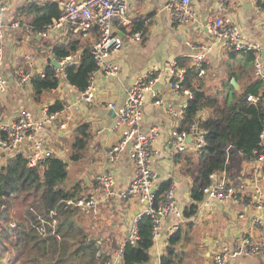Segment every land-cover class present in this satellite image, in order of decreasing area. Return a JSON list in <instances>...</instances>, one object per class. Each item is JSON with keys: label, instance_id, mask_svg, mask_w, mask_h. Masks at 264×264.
Listing matches in <instances>:
<instances>
[{"label": "crops", "instance_id": "0c3cea01", "mask_svg": "<svg viewBox=\"0 0 264 264\" xmlns=\"http://www.w3.org/2000/svg\"><path fill=\"white\" fill-rule=\"evenodd\" d=\"M2 1L7 7L4 20H20L22 24H26V20L29 19L21 16V20L18 15L21 14V8L27 7L29 3L59 2V0ZM169 1L171 0L129 1L127 17L130 24L128 27L114 26L115 32L120 31L116 33L123 39V45L108 58L118 70V75L96 73L91 82L93 97L88 101L83 99L81 93L61 75L55 89L35 96L30 82L19 86L15 84L13 73L17 69L31 71L32 78L35 73L43 71L56 60L52 54L54 46L72 39H76L81 44H91L98 36L97 30L95 38L92 29L86 39H82L67 24L48 37H41L24 26L7 31L5 34L1 71L6 76L8 85L7 91L0 95V123L9 122L24 110L31 111L34 118L40 120L44 109L56 102L64 108L72 106L67 114L61 110L50 123L44 124L40 130V137L55 156L68 161L66 186L70 190L77 187L76 190L81 197L91 192L95 185V177L103 171H110L115 175L118 189H124L130 184L132 167L127 159V153L125 152L117 163H110L107 158L108 148L121 139L120 131L114 128L116 113L108 104L121 106L126 99L127 89L134 82L140 81L149 85L144 92L145 105L141 130L148 132L152 128L157 129V137L152 147L156 183L170 180L175 203L182 209L187 207L191 203L190 189L194 179L190 169L195 164L199 165V159L192 139L190 142L186 141L181 149L172 141V132L179 129L180 118L171 111H181L186 99L169 89L173 74L178 69L191 67L189 61L191 50L186 42L207 49L205 76L207 86L213 82L216 84L228 62L226 55L228 50L206 30L205 21L208 17L230 15L237 23L241 37L259 44L261 50L264 49V7H260V5L264 6V0H190L196 18L185 24H179L174 19L172 11L166 7ZM136 27L140 30L133 32L140 33V40L128 39L127 34ZM80 51L81 48L76 52L80 54ZM28 55H32L35 59L33 69L27 61ZM180 59H186L185 66L178 63ZM157 101L160 103H156ZM200 115H205V112H200ZM81 125H88L89 137L85 148L77 151L81 154V158L72 162L68 159L72 153H77L72 148V144ZM22 148V151H26L28 145H22ZM7 158L1 156L0 164H3ZM243 161L240 154L233 152L229 157V169L226 172L232 184L238 185L242 181L246 183L247 191L240 193V196L247 198L253 190L251 184L255 179V162H248L250 169L246 170L242 166ZM232 164H236L238 168L236 175L231 172ZM262 181L264 180L259 182V186L264 192ZM143 208L144 204L136 198L103 201L96 216L78 211L73 217L71 228L74 232L80 231L81 234L87 235L86 242L95 241L98 245L97 254L106 252L108 258L129 237L137 222V215L143 211ZM243 211L246 216L240 218L238 213L242 212V209L237 204L226 202L212 205L201 220L195 223L196 230L204 235L203 245L208 248L204 250L205 256L211 249H215V244L222 242L230 244L240 239L242 235H248L254 241H264V213L255 208H245ZM77 215L80 217L77 218ZM254 216L261 218V224H252L251 220ZM202 225L205 226L204 230ZM68 231L70 229L66 226L61 228L63 245L60 252L57 251L54 255L55 257L59 255L57 259L61 256L67 259L75 254L78 244L73 243L74 248L70 247L72 243L68 244L70 237ZM76 235L74 237H77ZM163 248L150 249L151 260L148 264H159L157 252L160 250L162 253ZM80 255L85 256V253L80 252ZM229 264H264V258L242 255L232 259Z\"/></svg>", "mask_w": 264, "mask_h": 264}, {"label": "built area", "instance_id": "2783aa9c", "mask_svg": "<svg viewBox=\"0 0 264 264\" xmlns=\"http://www.w3.org/2000/svg\"><path fill=\"white\" fill-rule=\"evenodd\" d=\"M130 0H59L58 5L61 10L59 18L47 25L44 30L34 32L31 25L22 24L16 20H4L6 4L0 0V95L7 91L8 81L2 73L1 67L4 56V39L7 31H12L24 26L27 30L38 34L41 37H48L57 33L65 24L74 29L82 39L90 36L93 27L97 29V38L90 44V54L94 61L95 69L92 72V79L96 73L117 76L118 70L108 61L110 54L123 45V39L114 31L116 27H128L130 21L127 17V6ZM166 7L172 11L174 19L179 24H185L196 18V13L192 9L190 0H171ZM207 32L217 41L221 42L226 50L251 51L255 54L253 61L254 76L261 82L264 91V61L261 58V46L257 43L244 40L239 31V27L230 15L222 14L208 17L205 21ZM128 39L140 40L139 32H130L126 36ZM190 48L189 61L191 67L197 70L198 76L206 74L204 68L207 65V49L199 47L191 42H186ZM27 61L31 69L35 67V59L32 55L27 56ZM79 53L75 52L65 58L56 59L58 67H55L58 76L65 79L64 70L78 64ZM40 77L44 72L35 73ZM185 69H178L169 82V89L185 97L186 102L181 111H171L175 116L183 119L187 100L192 97V92L181 86L184 79ZM14 82L16 85H24L30 82L31 71L14 70ZM66 80V79H65ZM81 93L86 101L93 97L92 84ZM75 88L73 85H71ZM149 85L140 81L134 82L126 91V99L121 106L109 103L108 106L115 111L114 128L118 129L121 139L118 143L110 146L107 150V158L110 163H117L126 152L127 159L132 167V179L130 184L124 189H118L115 175L110 171L100 172L95 177V185L91 192L82 197L66 200V204L80 209L85 214L96 216L99 206L107 200H128L136 198L144 204L143 211L137 215V220L142 216H147L152 220L151 240L152 247L158 249L165 247L169 235L177 231L182 225L189 222L198 223L212 205H221L232 202L241 207L242 212L238 217L243 218L246 213L245 208H255L264 213V192L259 186V182L264 180V130L260 133L259 148L252 162H255V179L251 187L252 192L248 197H241L240 193L247 191L245 182L238 185L231 183L226 171L214 172L209 175L210 183L203 191V199L198 204V211L194 217L185 218L183 209L174 201L173 188L166 191L164 201L153 205V196L157 188L156 175L153 169V144L157 137V129L152 128L148 132L141 130L143 119L144 92ZM76 89V88H75ZM258 97L247 96V101L255 103ZM156 103H160L157 101ZM72 106H67L64 113H68ZM43 117L38 120L29 110L18 113L7 123H0V157H10L15 152H22L27 159L28 167H41L50 157L54 156L52 150L47 148L40 137V130L46 123H50L57 113L51 114L48 108L44 109ZM189 134L184 131L174 130L172 141L180 149L183 148L186 137L191 136L194 148L197 150L204 145V134L198 124L193 122L189 125ZM22 145H28L26 151H22ZM129 145V147H128ZM21 148V150L19 149ZM251 162V161H250ZM55 213L50 212L48 220L41 219L39 228L40 234L50 231L55 233L56 219ZM252 224L259 225L262 220L259 216H254ZM47 224L49 230H46ZM137 239L136 227L132 229L129 237L120 244L113 253L101 264H121L122 254L126 242L134 243ZM215 249H211L209 257L211 262L202 264H229L238 256L256 255L264 258V241H254L248 235H242L240 239L233 243H217ZM151 247V248H152ZM157 252L158 260L160 251ZM156 251V250H155ZM160 253V254H159Z\"/></svg>", "mask_w": 264, "mask_h": 264}, {"label": "trees", "instance_id": "16d2710c", "mask_svg": "<svg viewBox=\"0 0 264 264\" xmlns=\"http://www.w3.org/2000/svg\"><path fill=\"white\" fill-rule=\"evenodd\" d=\"M20 12L18 18L28 17L26 24L31 25L34 32L44 30L61 15L57 1L43 4L31 2L27 7L21 8ZM19 22L23 23L20 20ZM96 29L94 27L92 31L94 38ZM136 30L140 28H132L131 32ZM79 48L81 51L78 64L65 68L64 73L66 81L82 92L89 86L95 69L90 44H81L76 39L68 40L67 43L54 46L52 54L56 59L65 58ZM226 55L228 62L216 84L207 86L206 74L198 76L196 69L187 66L181 83L183 88L192 92V97L187 100L179 130L189 134V125L195 122L204 134V145L196 150L199 170L190 189L191 203L183 209L185 218L197 214L198 204L204 196L203 191L210 183L209 175L227 171L228 160L233 152L240 154L247 162L255 158L254 151L259 148L260 133L264 130V91L261 82L254 76L255 54L251 51L228 50ZM178 63L185 66L186 59H180ZM204 68L207 70L206 65ZM43 72V77L36 74L30 79L35 96L55 89L59 84L55 67L48 65ZM232 78L240 85L239 91L231 85ZM248 95L258 97V100L255 103L247 101ZM62 109L63 106L56 102L48 107V112L54 114ZM202 111L205 112L203 116L200 115ZM87 130L88 125L78 128V135L72 144L76 152L85 148L89 137ZM80 158L81 154L77 152L72 153L68 160L75 162ZM67 166L66 159L54 155L41 167H28L22 152H15L0 165V246L3 241H7L13 249L19 248L21 251L16 254L18 259L25 250L30 251L32 263L40 257L45 258L49 251L52 256L57 251L60 252L63 245V234L60 231L63 226L70 229L67 234H77L78 245L74 253L84 252L85 256L78 260H65L66 257L61 256L62 264H101L107 259L103 260L102 255L97 254L98 245L95 241L86 242L87 235L80 231L74 232L71 228L73 217L78 211H82L66 204V200L81 195L77 192V187L70 190L66 186ZM171 186L170 180L157 184L153 196L154 206L164 201L165 193ZM50 212L55 213V233L47 231L40 234L41 219L47 221ZM44 226L49 230L47 224ZM135 227L137 239L132 244L126 242L121 264H148L150 261L152 220L142 216L135 223ZM194 234H197V230L193 222L171 233L159 257V264H184L186 254L179 253L178 249L188 247Z\"/></svg>", "mask_w": 264, "mask_h": 264}, {"label": "rangeland", "instance_id": "374dc122", "mask_svg": "<svg viewBox=\"0 0 264 264\" xmlns=\"http://www.w3.org/2000/svg\"><path fill=\"white\" fill-rule=\"evenodd\" d=\"M33 53H34V51H33ZM210 85L211 86L214 85V82ZM242 166L246 170L250 169V165L247 161H243ZM190 170L192 173V177L195 178L198 174L199 165L195 164V166L192 167ZM231 170H232L231 172L233 175H236L238 173L237 172L238 168L236 167V164H232ZM261 186H262V188H264V181L261 182ZM10 226L13 227V224H11ZM202 226L201 227L204 230L205 226L204 225H202ZM200 234L197 231V234L193 235V241L190 242L188 247L178 249L179 253H181V254L185 253L186 254L184 264H202L204 262H211V258L206 257L204 255V250H208V248L205 245H203V237H204L203 233H200ZM68 243H72L70 247L74 248L72 245H73V243H76V244L78 243V238L70 235V237L68 239ZM4 244H5V246H4ZM20 251L21 250H19V248L15 250L12 248V246L8 245L7 241H3V245L0 246V264H50V263L51 264H62V261H63L60 258L57 259L56 258L57 256L56 257L54 256L55 254L52 256L51 251H49V253L47 254V256L45 258H41L40 254L36 252V255H39L40 258L38 257L39 260L32 263V261L30 260V254H29L30 251L25 250L24 252H22L23 256L20 255L19 259H18L16 254ZM105 253L106 252L100 253V255H102V257L104 258L103 260H105L107 258V255ZM32 255H34V253H32ZM80 257H83V256L82 255L79 256V253H75V254H72L70 257H68L65 260H78V258H80ZM150 260H151V258H150Z\"/></svg>", "mask_w": 264, "mask_h": 264}, {"label": "water", "instance_id": "95a60500", "mask_svg": "<svg viewBox=\"0 0 264 264\" xmlns=\"http://www.w3.org/2000/svg\"><path fill=\"white\" fill-rule=\"evenodd\" d=\"M116 32H118V33H120V31H116ZM260 54H261V58L263 59V61H264V49H262L261 51H260ZM52 65L54 66V67H58V63L56 62V60H54V61H52ZM8 76H10V75H8ZM230 83H231V85L234 87V89L236 90V91H239V85H238V83L236 82V80L234 79V78H232L231 79V81H230ZM112 113V112H111ZM113 113H114V111H113ZM186 141H191V136L190 135H188L187 137H186ZM128 147H129V145H128ZM206 257H209V253H207L206 254Z\"/></svg>", "mask_w": 264, "mask_h": 264}, {"label": "bare ground", "instance_id": "6f19581e", "mask_svg": "<svg viewBox=\"0 0 264 264\" xmlns=\"http://www.w3.org/2000/svg\"><path fill=\"white\" fill-rule=\"evenodd\" d=\"M91 34V33H90ZM39 78V77H38ZM47 108V107H46ZM64 108V107H63ZM208 260V259H207Z\"/></svg>", "mask_w": 264, "mask_h": 264}]
</instances>
